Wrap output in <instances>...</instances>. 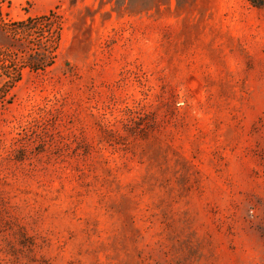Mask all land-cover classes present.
Instances as JSON below:
<instances>
[{"label": "rangeland", "instance_id": "obj_1", "mask_svg": "<svg viewBox=\"0 0 264 264\" xmlns=\"http://www.w3.org/2000/svg\"><path fill=\"white\" fill-rule=\"evenodd\" d=\"M1 6L61 31L52 66L42 29L0 67V264H264V6Z\"/></svg>", "mask_w": 264, "mask_h": 264}, {"label": "trees", "instance_id": "obj_2", "mask_svg": "<svg viewBox=\"0 0 264 264\" xmlns=\"http://www.w3.org/2000/svg\"><path fill=\"white\" fill-rule=\"evenodd\" d=\"M5 0H0V13H1V5ZM250 3L256 7H263L264 0L261 3L255 4L253 0H248ZM61 19L56 16L54 11H51L48 15L42 16L39 18H28L25 21L21 22H14L9 25L4 24L1 20L0 14V53L2 52V56L0 57V67L8 68L10 62H7L5 59L6 53L10 52L12 49L15 48L16 42H19L20 38L23 37V34L27 31L32 33L33 31H40L42 29H46V43L44 44L45 47H40L36 50L33 55V58H29L27 65L31 68H35L36 70H44L46 67H50L53 65L55 57H56V50L58 48V42L60 37L61 31ZM47 48L46 50H44ZM10 50V51H9ZM46 52V54H44ZM49 57V58H48ZM6 76L9 79L10 85H14L16 82L19 81L18 74L15 73L11 74L8 73ZM1 91V89H0ZM8 93V92H7ZM2 94H6L2 92Z\"/></svg>", "mask_w": 264, "mask_h": 264}]
</instances>
